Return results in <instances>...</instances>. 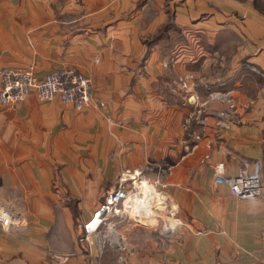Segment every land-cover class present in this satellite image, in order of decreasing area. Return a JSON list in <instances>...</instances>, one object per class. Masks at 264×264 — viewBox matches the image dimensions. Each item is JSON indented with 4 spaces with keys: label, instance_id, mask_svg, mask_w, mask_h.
<instances>
[{
    "label": "crops",
    "instance_id": "obj_1",
    "mask_svg": "<svg viewBox=\"0 0 264 264\" xmlns=\"http://www.w3.org/2000/svg\"><path fill=\"white\" fill-rule=\"evenodd\" d=\"M255 0H0V67L91 79L83 110L30 93L0 104V264H92L82 225L124 170L158 180L184 221L124 223L123 264H262L264 198L214 181L264 149V14ZM253 65L254 72L243 65ZM231 91L239 120L209 100ZM204 120V123H201ZM94 239L92 253L112 264ZM118 249V248H117ZM94 264V263H93Z\"/></svg>",
    "mask_w": 264,
    "mask_h": 264
},
{
    "label": "built area",
    "instance_id": "obj_2",
    "mask_svg": "<svg viewBox=\"0 0 264 264\" xmlns=\"http://www.w3.org/2000/svg\"><path fill=\"white\" fill-rule=\"evenodd\" d=\"M245 66L258 72L251 64ZM30 93L42 102L58 97L78 111L93 103L91 79L75 68L56 67L38 78L33 64L21 68L0 67V104H15ZM210 99L224 104L223 108L210 111L217 126L225 127L239 120V103L231 91L212 93ZM214 181L227 184L231 194L238 199L264 198V149L260 158L243 161L232 176H225L223 162L216 163ZM124 223L154 226L164 237L173 236L185 225L163 184L128 169L121 172L115 187L106 192L103 201L82 225L78 242L89 250L91 263L100 264L98 256L92 253L95 238H99L100 248L105 245L119 249L127 246L118 231ZM13 224L11 213L6 208H0V228L8 232Z\"/></svg>",
    "mask_w": 264,
    "mask_h": 264
},
{
    "label": "rangeland",
    "instance_id": "obj_3",
    "mask_svg": "<svg viewBox=\"0 0 264 264\" xmlns=\"http://www.w3.org/2000/svg\"><path fill=\"white\" fill-rule=\"evenodd\" d=\"M254 3L256 5V7L264 14V0H255ZM245 64H247V63L246 62H243V65L244 66H245ZM245 67H247V66H245ZM145 223H148V222H145ZM119 235H120V233H119ZM121 252H123V250H121L119 248L118 249L117 248L109 249L108 257L110 258V260H112V264H123L121 262V258L124 257V256L121 255ZM97 260H98V262H100V264H102L101 263L102 262L101 261V257H97ZM92 263L95 264V262H92Z\"/></svg>",
    "mask_w": 264,
    "mask_h": 264
}]
</instances>
